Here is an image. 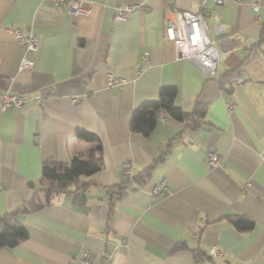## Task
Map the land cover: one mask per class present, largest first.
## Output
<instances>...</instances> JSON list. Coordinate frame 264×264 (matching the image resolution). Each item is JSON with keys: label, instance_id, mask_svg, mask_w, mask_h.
I'll return each instance as SVG.
<instances>
[{"label": "crops", "instance_id": "crops-1", "mask_svg": "<svg viewBox=\"0 0 264 264\" xmlns=\"http://www.w3.org/2000/svg\"><path fill=\"white\" fill-rule=\"evenodd\" d=\"M125 4L138 7L116 18ZM86 5L89 14H73L68 2L0 0V91L46 94L41 104L0 107V216L13 215L28 230L18 244L0 248V264H79L85 250L94 264L112 250V264H264V0L209 2L208 34L221 50L218 79L180 57L165 37L167 17L198 11L200 0ZM8 27L39 37L32 69H19L24 45ZM146 51L150 63L140 69ZM239 70L252 82L235 85ZM109 74L124 81L108 87ZM167 84L178 88L175 101L186 112L205 104L203 117L191 116L200 125L168 115L148 135L131 130L134 108ZM77 128L99 139H79ZM209 149L224 157L213 169ZM99 155V170L50 196L44 191L46 160ZM161 179L169 191L152 196ZM31 201L42 205L33 209ZM233 215L252 219L253 227L239 229ZM212 245L223 254L212 256Z\"/></svg>", "mask_w": 264, "mask_h": 264}, {"label": "built area", "instance_id": "built-area-1", "mask_svg": "<svg viewBox=\"0 0 264 264\" xmlns=\"http://www.w3.org/2000/svg\"><path fill=\"white\" fill-rule=\"evenodd\" d=\"M56 4L68 2L69 12L73 14H89L91 9L86 5V0H53ZM228 0H200V9L196 12L174 10L166 19L165 24V37L174 42L178 55L180 57L194 61L202 72L208 77H215L218 79V67L221 50L217 45L214 37L208 34V21L207 15L210 14L211 9L209 2L214 4H223ZM138 7L137 4H125L116 7V18L126 19ZM259 5L253 4V8L257 9ZM222 27V24L217 23V31ZM7 31L14 35L24 45L23 56L21 58L19 69L30 70L34 66V59L32 54L38 49L40 39L33 31H23L19 27H8ZM150 63L149 52L142 53V63L140 69L144 68ZM124 81L121 77H115L109 74L106 79L108 87L122 84ZM252 82L249 74L245 70H239L235 79V85H244ZM46 94L42 92L20 93L11 90L0 91V107L6 108H20L26 104L34 101L41 104L44 102ZM78 101V98H73ZM235 104L227 102L229 111L233 110ZM158 117L165 121L168 117L167 112L164 110L158 111ZM206 160L209 168L213 169L222 164L224 157L216 151L209 149L206 152ZM131 162L125 161L123 168L125 174L130 177ZM0 185V191H1ZM170 187L165 179L155 182L151 187L152 196L158 193H165L169 191ZM212 256H221L223 250L217 246L212 245L210 248ZM115 250L108 252L105 256L103 264H112ZM94 254L90 250H85L79 258V264H94Z\"/></svg>", "mask_w": 264, "mask_h": 264}, {"label": "trees", "instance_id": "trees-1", "mask_svg": "<svg viewBox=\"0 0 264 264\" xmlns=\"http://www.w3.org/2000/svg\"><path fill=\"white\" fill-rule=\"evenodd\" d=\"M259 42H264V32ZM238 73V72H237ZM178 88L173 84L161 86L157 98L146 99L139 103L133 110L130 119L131 130L148 135L155 128L158 121V111L164 110L168 115L180 120H190L193 114L203 117L205 115V104L197 102L193 111L186 112L176 104V95ZM190 120L189 124L193 126L200 125V120ZM76 137L87 141H96L98 135L84 128H77ZM100 148V146H99ZM103 165L102 156H93L88 159H82L79 156L72 157L68 162L56 160H46L43 163V178L49 182V187L44 188L50 196L54 191H62L72 183H79L81 176L91 175L99 170ZM146 173L148 169L144 170ZM84 184V183H81ZM33 209L42 205L41 202L31 201L28 204ZM26 209V208H25ZM233 222L239 229H250L254 221L242 215H233ZM28 236V230L24 223L14 218L13 215L0 216V248L12 247Z\"/></svg>", "mask_w": 264, "mask_h": 264}]
</instances>
